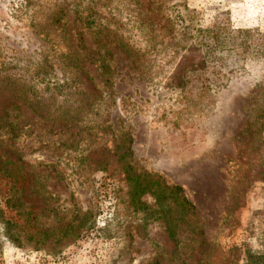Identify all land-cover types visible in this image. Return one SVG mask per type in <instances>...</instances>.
I'll return each instance as SVG.
<instances>
[{"label":"rangeland","instance_id":"374dc122","mask_svg":"<svg viewBox=\"0 0 264 264\" xmlns=\"http://www.w3.org/2000/svg\"><path fill=\"white\" fill-rule=\"evenodd\" d=\"M151 1L140 17L137 0H0V77L42 109L13 113L38 205L18 216L0 174V264H264V167L239 159L254 139L264 166L244 133L264 109V0ZM125 135L138 172L184 189L204 242L131 204Z\"/></svg>","mask_w":264,"mask_h":264},{"label":"trees","instance_id":"16d2710c","mask_svg":"<svg viewBox=\"0 0 264 264\" xmlns=\"http://www.w3.org/2000/svg\"><path fill=\"white\" fill-rule=\"evenodd\" d=\"M137 1L140 17H148L149 14L155 15L156 10L152 8V1ZM67 11L69 10L66 5H60L56 17L66 15ZM81 13V15L74 14V17H88L87 12ZM84 21H86V18ZM103 70L107 73L106 66H103ZM86 80L84 93L101 96V92L97 89L93 80L89 76H86ZM18 81V79L12 77H0V174L6 177L11 184V207L18 212V216L22 218L26 215L25 219L28 220L35 213L38 205L36 201H33V197L38 191L33 186L35 182L33 181V173H31L32 166L13 148V145L24 135V127L17 122V118L13 113L19 108V102H23L39 115L42 114L40 111L42 109L37 108L35 99L25 94V86L19 85ZM254 115H256V118L251 116L247 121L244 131L245 140H247V137L257 138L258 147H261L264 144L262 141L264 109L257 108ZM252 142H255V140H249L247 143L243 140V146L239 150V159L247 170L253 171L264 166L261 163L262 160H258V157L255 158L257 149L250 147ZM132 144L133 140L125 135L114 153L119 167L125 174L131 204L135 207L138 206L143 211L150 208L153 222L163 221L167 234L173 241H175L181 228L187 224L193 234L198 236L200 243L204 242L203 228L195 219L197 216L196 208L187 198L184 189L177 185L168 184L159 175L138 172L134 164ZM240 184L238 180L233 182L232 192L236 200L241 197L243 192L239 189ZM146 198L151 199L150 202ZM27 204H29L33 213L24 209ZM155 264H159V261H156Z\"/></svg>","mask_w":264,"mask_h":264}]
</instances>
